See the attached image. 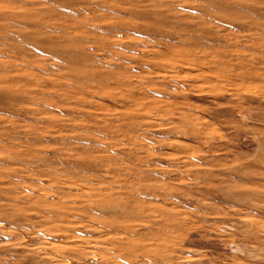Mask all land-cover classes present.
<instances>
[{
	"label": "rangeland",
	"instance_id": "obj_1",
	"mask_svg": "<svg viewBox=\"0 0 264 264\" xmlns=\"http://www.w3.org/2000/svg\"><path fill=\"white\" fill-rule=\"evenodd\" d=\"M0 264H264V0H0Z\"/></svg>",
	"mask_w": 264,
	"mask_h": 264
}]
</instances>
